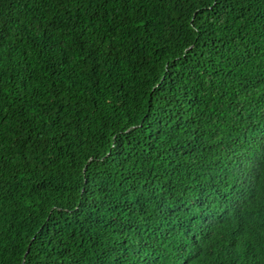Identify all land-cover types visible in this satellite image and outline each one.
Segmentation results:
<instances>
[{
	"label": "trees",
	"instance_id": "trees-1",
	"mask_svg": "<svg viewBox=\"0 0 264 264\" xmlns=\"http://www.w3.org/2000/svg\"><path fill=\"white\" fill-rule=\"evenodd\" d=\"M0 264H264V0H0Z\"/></svg>",
	"mask_w": 264,
	"mask_h": 264
}]
</instances>
